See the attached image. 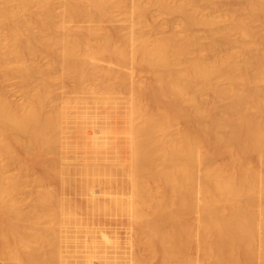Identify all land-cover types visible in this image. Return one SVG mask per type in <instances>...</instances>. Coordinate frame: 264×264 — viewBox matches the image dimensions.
Wrapping results in <instances>:
<instances>
[{
  "label": "bare ground",
  "instance_id": "bare-ground-1",
  "mask_svg": "<svg viewBox=\"0 0 264 264\" xmlns=\"http://www.w3.org/2000/svg\"><path fill=\"white\" fill-rule=\"evenodd\" d=\"M0 26V81L29 93L0 96L3 264H264V0H0ZM40 54L34 71L24 59ZM135 67L151 83L131 84ZM33 149L56 156L47 176L104 197L90 211L128 229V251L23 178Z\"/></svg>",
  "mask_w": 264,
  "mask_h": 264
},
{
  "label": "rangeland",
  "instance_id": "rangeland-1",
  "mask_svg": "<svg viewBox=\"0 0 264 264\" xmlns=\"http://www.w3.org/2000/svg\"><path fill=\"white\" fill-rule=\"evenodd\" d=\"M139 1V0H138ZM145 0H141V3H143ZM140 3V2H139ZM55 11H57V9L55 10ZM150 13H151V15L154 17V22L155 23H157V25L158 24H160L161 22H163V21H166V20H168L167 19V17H165V16H160V15H158V10L156 9V8H151L150 9ZM174 19H170L171 21L173 20H175V21H177L178 20V17H176V16H174L173 17ZM118 19H119V23H120V25L121 24H123L124 25V22L122 21L123 19H124V14L123 13H120V15H118ZM172 21V22H173ZM173 22V23H175L173 26H175V27H177V23H178V21H177V23L176 22ZM123 22V23H122ZM75 23V22H74ZM76 24V23H75ZM74 24V25H75ZM154 24V23H153ZM152 24V25H153ZM72 27H73V25H71ZM79 26V25H78ZM75 27V26H74ZM73 27V28H74ZM77 27V26H76ZM152 27H154L153 29H156L155 27H157L156 26V24H154V26H152ZM0 28H1V32H3V33H6L5 32V29H3L2 30V28L3 27H1L0 26ZM136 29H137V27H136ZM145 29V28H144ZM143 28H141L140 30H141V32H143V30H144ZM147 29V28H146ZM145 29V30H146ZM139 30V31H140ZM149 31H151V30H148V32ZM155 32H157V30L155 31ZM144 33V32H143ZM146 34H147V31L145 32ZM2 34V33H1ZM0 34V35H1ZM151 34V33H150ZM200 35L202 34V33H199ZM199 37H201V36H199ZM200 39H202V38H200ZM200 39H199V41H200ZM8 41H10V42H7L8 43V45L11 43V46L9 45V48L10 49H15L16 48V42H14V41H12V40H8ZM203 39H202V42L201 43H203ZM200 43V42H199ZM200 43V44H201ZM206 54V53H205ZM204 54V55H205ZM42 54H40V55H33L32 57H30V58H28V61H27V58H25L24 59V61H26L28 64H29V66H32V68H33V70L35 71L36 69H37V67H40V66H43V65H45L47 62H48V60H46V59H48V57L47 56H45L44 58H42L45 54H43V56H41ZM30 59V60H29ZM35 68V69H34ZM136 68H138V67H135L134 69H133V71H132V74L128 77V80H131L130 81V83L132 84V83H140V81L142 82L141 84L143 85H147V83L148 82H150V80H149V78L145 75V74H143L144 73V71H143V73L141 72V70H140V68H139V70L140 71H138V70H136ZM138 71V72H137ZM134 73V74H133ZM136 73V74H135ZM35 74H36V72H35ZM38 75H36V77H34V79H35V82L38 80L37 78H39L40 77V74L39 73H37ZM34 75V74H33ZM10 76V75H9ZM8 76V77H9ZM42 76V75H41ZM56 77V78H55ZM55 77H43L42 76V78L40 77V81H41V79H42V82H43V79H44V81H46V82H53L54 83V90H55V96L57 97V98H62V97H64V96H66V94L68 95V92H69V87H70V84H68L69 83V81L66 79V80H64L63 79V82H62V80L61 79H58L57 78V76L55 75ZM51 78H55L54 80L53 79H51ZM135 78V79H134ZM146 78V79H145ZM145 79V80H144ZM0 80H2L1 78H0ZM4 81H0V96H4L6 99H7V101L9 102H15L16 100H21V101H16L17 102V104H16V102L14 103V104H16V105H18V103L19 104H21V103H23L22 101H23V99H24V96H23V93H25V92H22V87L20 86L21 84H20V80L16 77V76H14V77H12V76H10L9 78H7V79H3ZM142 80H144V81H142ZM39 81V82H40ZM67 81V82H66ZM136 81V82H135ZM38 82V81H37ZM66 82V83H65ZM145 82H147V83H145ZM130 83H128V86L130 87L131 85H129ZM138 83V84H139ZM151 83V82H150ZM68 84V85H67ZM219 84H225V82L224 81H221V82H219ZM137 85V84H136ZM151 85V84H150ZM134 86V85H133ZM149 86V85H148ZM56 87V88H55ZM136 88V90L134 89V91L136 92L137 91V86H135ZM133 88L134 87H130V89L128 88V94L127 95H125V97H126V99H131L132 97H133V99L135 98V97H137V96H134V95H137V92H136V94H134V91H133ZM150 88H153L152 86H150ZM149 88V89H150ZM23 89H24V87H23ZM25 90H28L29 92H30V90L29 89H25ZM53 90V91H54ZM130 90V91H129ZM24 91V90H23ZM132 91H133V96H132ZM126 93H127V91H126ZM125 93V94H126ZM29 94V93H28ZM28 94L26 95V96H28ZM25 96V97H26ZM129 96V97H128ZM125 99V100H126ZM161 103L160 104H157V103H150L149 102V104L147 103V100H145V102L152 108V107H154L155 109H158V107L159 108H161L162 109V107L163 106H165L164 108L165 109H167L166 111H170V110H168V108L170 107L169 106V103H168V101H166V102H164L163 101V99H158ZM25 101V100H24ZM157 101V100H156ZM158 102V101H157ZM159 103V102H158ZM168 104V108H166L167 107V104ZM158 105V107H156ZM164 109V110H165ZM159 110V109H158ZM163 110V111H164ZM159 111H161V110H159ZM171 114H173V113H171ZM170 113H169V118L172 116ZM174 115V114H173ZM176 116H178L177 114L174 116L175 118H178V117H180V116H178V117H176ZM174 117L172 116V118L171 119H174ZM181 118V117H180ZM181 120H182V118H181ZM181 120L179 119L178 120V122H177V120H173L174 121V123L176 124V125H174V123H173V130H175V132H177V130L179 131V130H182L183 132H184V130L185 129H187V128H189V127H187L186 125H187V123H186V125H185V122L184 123H182L181 122ZM172 121V122H173ZM176 121V122H175ZM183 121V120H182ZM191 128V127H190ZM189 132H190V134H192V130L191 129H187ZM187 130H185V131H187ZM191 130V131H190ZM195 131L193 130V135L196 137H198V136H200V135H197L196 133H194ZM196 134V135H195ZM192 135V136H193ZM193 136V137H194ZM199 138H201V137H199ZM196 139V138H195ZM17 151L18 150H16L15 151V153H17ZM29 153V152H28ZM17 155V154H16ZM69 157H72V158H75L77 161H84L85 160V157L84 156H80V155H75V154H69ZM45 158H47L48 160H52V161H54V159H56V156H54V155H47L46 157L45 156H43V155H41V153L37 150H35V149H33V150H31L30 151V153L29 154H25L24 155V153H21L20 151L18 152V155H17V159L19 160V161H23V162H25L26 163V170H24V171H22L21 172V175L23 176V178L25 179V180H33V179H35V178H37V177H42L43 179H44V186H46L47 188H54V189H56L57 191H58V193L61 195V196H63L64 198H66L67 200H70L72 203H73V205H74V207H75V210H76V212L77 213H79V214H81L83 217H85V218H87V219H89L91 222H93V223H96V225H99L100 224V226H102L103 228L105 227V236H106V238H115V240H116V242L120 245V247H122L123 245H125V246H127V251L130 249V244H131V242H132V239H133V235L132 234H129L128 233V229L126 230V227H124L123 225H120V224H118V222L116 221H113V219H108V218H105L104 216H102V215H100V214H96V213H92L91 211H90V206H89V201H99V202H102L103 201V198L104 197H100L101 195H97V194H95V193H93V192H89V191H84V192H79V191H76V189L78 188V183L77 182H75L74 183V185H73V187H65V186H63L58 180H56L55 178H52L51 176L49 177V176H47L46 174L47 173H45V170H44V168H43V166H42V161L43 160H45ZM46 184V185H45ZM99 188H101V185L100 186H98ZM55 190V191H56ZM26 192H28V191H26ZM28 195H30V194H28ZM118 240L120 241V242H118ZM68 246L69 244H66V243H63V246H64V248H63V252H64V250H65V248L66 249H68L67 247H65V246ZM128 245H129V247H128ZM70 246V245H69ZM68 246V247H69ZM123 247V248H126V247ZM134 247H136V246H133L132 247V252H134L133 254H137L139 251H138V249L136 250V248H134ZM134 249L136 250V251H134ZM192 250L191 251H193L194 249L193 248H191ZM68 250H70V248L68 249ZM68 250H66V252L68 251ZM126 250V249H125ZM65 252V253H66ZM135 252H137V253H135ZM65 253H62V255L63 254H65ZM68 253V252H67ZM194 253V252H193ZM67 255V254H66ZM66 255H64V256H66ZM63 256V257H64ZM67 256H69V253H68V255ZM70 257V256H69ZM68 257V258H69ZM67 258V257H66ZM65 257H64V259L65 260H67ZM70 260H71V258H69V260L67 261V262H70ZM0 264H3L2 263V261H0Z\"/></svg>",
  "mask_w": 264,
  "mask_h": 264
}]
</instances>
